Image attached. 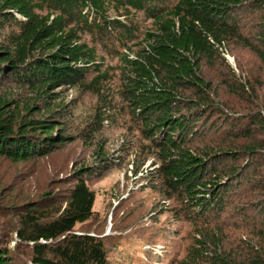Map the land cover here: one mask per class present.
Wrapping results in <instances>:
<instances>
[{
    "label": "trees",
    "instance_id": "trees-1",
    "mask_svg": "<svg viewBox=\"0 0 264 264\" xmlns=\"http://www.w3.org/2000/svg\"><path fill=\"white\" fill-rule=\"evenodd\" d=\"M255 10L260 11L258 31L245 36L242 14ZM139 13L151 21L142 39L133 19ZM9 27L14 29L0 43V158L27 163L72 143L75 137L62 121L70 106L64 93H91L97 98L92 119L97 127L91 125L87 136L105 123L117 125L115 115L123 111L129 130L141 137L134 173L154 159L162 194L179 201L188 215L204 216L192 220V244L177 264H264L259 253H227L223 226L203 220L224 211L226 191L246 174L255 175L254 190L264 189V112L233 119L241 129L231 124L229 135L250 141L242 149L194 147L201 129L213 116L222 118L224 110L202 63L213 67L221 57L228 64L224 51L235 42L264 65V0H0V30ZM86 33L93 41L117 37L122 49L115 51L116 68L103 70L95 45L83 41ZM228 67L232 76L225 77V87L240 94L244 82L234 85L237 74ZM114 70L119 71L117 90L108 87ZM100 142L93 167L82 165L60 181L67 186L64 195L47 193L0 212L11 219L9 232H15L26 255L17 262L6 246L8 233L0 231V264H109L104 242L75 230L94 216L89 179L101 178L112 163ZM261 202L264 208V196Z\"/></svg>",
    "mask_w": 264,
    "mask_h": 264
},
{
    "label": "rangeland",
    "instance_id": "rangeland-1",
    "mask_svg": "<svg viewBox=\"0 0 264 264\" xmlns=\"http://www.w3.org/2000/svg\"><path fill=\"white\" fill-rule=\"evenodd\" d=\"M177 1L172 0L173 3ZM259 15V10L242 14L240 21L245 27L242 30L245 36L253 37L258 31ZM133 19L139 26L137 36L142 39L151 21H147L142 13ZM13 29L0 30V43ZM93 38L88 33L83 35V41L95 45L103 70L108 66L116 68L118 60L115 51L122 49L117 37H95L94 41ZM227 49L223 57L228 64L221 57L216 58L213 67L202 63L203 75L214 84L217 96H213L217 97L219 101H216L225 111L221 112L222 118L213 116L210 124L201 129L203 136L197 138L194 144L199 151L207 143L217 150L242 149L250 141L229 135L231 124L235 125L236 130L241 129L233 119L246 112H264V65L241 43H227ZM228 65L237 74L238 81H233V84H241L240 80L244 82L238 85L240 94L228 92L225 87V77L232 76ZM111 75L113 80L108 87L117 90L119 71H111ZM92 76L94 73L89 78ZM63 99L65 105L70 106L65 108L67 115L62 121L68 134L74 136L75 140L49 157L27 163L0 158V212L6 211L7 206L37 201L47 193L64 195L67 186L60 184V181L82 165L93 167L98 161L95 152L97 142L101 141L104 143V155H109L112 163L101 178L89 179L88 186L95 193L94 216L87 223L78 224L75 230L99 237L106 247L109 264H177L186 256L192 244L195 234L192 220L204 216L188 215L181 210L179 201L167 199L162 194L154 171L156 166L152 165L154 159L148 158L138 167V173H134L138 162L136 146L141 137L135 129L129 130L132 124L125 119L123 111L122 115H115L119 120L116 121L117 125L105 123L101 131L88 137L89 127H97L92 120L97 98L88 92L76 93L73 89L65 91ZM223 118L232 122H224ZM244 164L245 158L237 161L236 166L239 169ZM246 176L241 184V179L237 180L226 191L224 211L218 216L209 213L203 220L217 221L223 226L227 253H259L264 256V208L259 207L264 189L254 190L252 182L255 175L249 173ZM11 222L5 214H1L0 231L9 235L8 245L4 243L14 250L12 256L16 257L17 262H23L26 259V255L22 257L25 248L19 247L15 232H9Z\"/></svg>",
    "mask_w": 264,
    "mask_h": 264
}]
</instances>
